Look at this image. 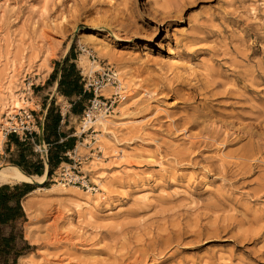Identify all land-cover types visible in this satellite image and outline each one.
<instances>
[{"label":"rangeland","instance_id":"obj_1","mask_svg":"<svg viewBox=\"0 0 264 264\" xmlns=\"http://www.w3.org/2000/svg\"><path fill=\"white\" fill-rule=\"evenodd\" d=\"M71 45L80 74L90 73L85 54L138 82L124 95L132 93L128 119L140 121L105 135L99 154L89 136L76 148L90 156L84 171H107L104 198L100 188L46 190L61 182L52 168L23 200L16 249H24L8 264H264V0H0V61L23 64L15 91L29 102L11 124L23 111L39 120L51 98L67 114L55 82H44ZM69 116L72 134L79 120ZM6 127L0 166L18 154ZM34 133L32 149L45 159Z\"/></svg>","mask_w":264,"mask_h":264},{"label":"trees","instance_id":"obj_2","mask_svg":"<svg viewBox=\"0 0 264 264\" xmlns=\"http://www.w3.org/2000/svg\"><path fill=\"white\" fill-rule=\"evenodd\" d=\"M73 46H70L68 53L62 60L53 61V69L45 81V86L58 83L57 92L64 96L69 103L70 111L74 115H80L83 110V103L90 100L91 93L83 90V82L81 74L74 63ZM37 89H42L43 86H36ZM73 97H80L79 100ZM42 110H46L43 115V142L47 147V166L49 167L48 175H51L52 168L58 166L61 162H65L66 157L63 156L66 149L70 147L74 141L73 137L64 138V134L59 131L62 116L59 113L58 107L55 105V100L51 99L47 106L46 102L42 104ZM42 112V111H41ZM8 140L14 144L18 151L17 157L11 162L17 165L26 174H42L45 167L41 158L32 149V144L29 140L21 141L16 134H8ZM36 156L37 158H33ZM37 188V184L27 182H19L16 184H0V225L14 223L17 219L26 217L22 208V200H24L33 189ZM23 236L20 231H15L13 225L8 235H3L0 230V264H8L15 262L21 255L24 248L18 247L17 241Z\"/></svg>","mask_w":264,"mask_h":264},{"label":"bare ground","instance_id":"obj_3","mask_svg":"<svg viewBox=\"0 0 264 264\" xmlns=\"http://www.w3.org/2000/svg\"><path fill=\"white\" fill-rule=\"evenodd\" d=\"M88 39L91 40H95L94 36H87ZM47 51H49L47 49ZM98 52V56L105 58V59H110V55L108 54V52H103L101 49H97ZM44 57L42 59V61H45ZM80 62L83 66H89V72L92 73L94 71H96V69L101 68L100 65H98L97 60L91 61L89 60L85 54L81 55L80 58ZM97 62V63H96ZM0 66H2V72H5V79H6V85L2 84V77H1V72H0V115L2 113H5L6 117L5 118H1L0 117V125L2 123V126H8L9 125V117L10 115L17 113L20 109H24L26 107V105L29 103L28 101H26L22 95V93H17L15 91V87L19 84L22 83V65L21 62H17L14 59H6L5 62L1 63L0 61ZM25 67V66H24ZM175 68H178V66L174 65ZM26 68V67H25ZM31 67L30 65L27 67L26 71L29 72ZM49 66H47V69L45 71V74L48 72L49 70ZM44 74V75H45ZM116 78L119 81V88L123 89V92L125 93L126 88L132 89L133 92L135 91V88L138 87V82L137 81H133L132 78L129 77L128 72L123 71L122 69L118 68V70L116 71ZM57 83L55 82V87H56ZM105 88H112L109 87L108 85L105 86ZM149 93V90L144 91V94L147 95ZM103 94V93H102ZM132 93L125 95L124 100H122L121 102H119V104L115 107L116 111H119L120 114L116 115L115 113L112 114H103V113H98L97 114V118L94 122V124L97 126V131L99 132L95 138L96 141L93 143H96L99 146V149L101 151H105L106 149H108V144L105 143L103 141V137H106L105 135L109 134V136L114 137V139L116 138V133L119 131L120 128H124V129H131L132 127H136V122H139V119H135V118H131L128 119V113L125 112L126 111V97H130ZM158 110V108H157ZM8 117V118H7ZM112 128H115V130L113 131ZM2 133L0 131V143L2 141ZM107 138V137H106ZM117 145V144H116ZM118 149H114L113 152L116 153L117 152V156L118 157H123L126 158V154H125V150L124 148H122L121 146L117 145ZM116 151V152H115ZM105 153V152H104ZM110 155H107L106 153L104 154V156L101 155H97L95 156V159H93L92 161H90V163H92L93 161H101L103 160L102 158L105 157H109ZM145 158L147 160H152V156L151 154H145ZM127 163H129V161H127ZM45 170L43 171L42 174H32V175H28L26 174L21 168H19L17 165H13V164H5L0 166V184H16L19 182H27V183H33V182H37L39 184H43L48 180V167L47 165L45 166ZM102 167H98V168H92V169H88L90 172H94V176L92 178V182H94L96 185L99 186L100 188V197L104 198V195L106 193V187H105V178H106V173L107 171L105 169H100ZM125 168H127L128 170H131V167L125 166ZM99 169V170H98ZM88 171V173H89ZM69 186L78 189L79 187L75 186V185H70ZM51 188H57L60 191H65L68 188V184L66 183H54L52 186H50V188H47L46 190H50ZM37 190V189H35ZM34 190V191H35ZM33 191V192H34ZM85 191V190H84ZM32 194V192L30 193ZM29 194V195H30ZM144 199H148V197L143 196ZM86 204H88L86 202ZM76 207L78 209H81V205L77 204ZM23 209L25 211V213L28 212V206L25 205V202L23 204ZM223 230H226V226L222 227ZM213 229H215V231H218L219 228L214 227Z\"/></svg>","mask_w":264,"mask_h":264},{"label":"built area","instance_id":"obj_4","mask_svg":"<svg viewBox=\"0 0 264 264\" xmlns=\"http://www.w3.org/2000/svg\"><path fill=\"white\" fill-rule=\"evenodd\" d=\"M93 61L95 62V60ZM115 73V69L108 66H101V68L92 73H81L83 90L91 93L92 96L88 102V106L82 110L81 115H75L79 120L78 127L70 135L75 137L77 142L72 148L66 149L63 156L66 157L67 160L56 166V175L53 179L59 180L65 184L75 185L86 191L99 190V186L90 180L88 173L84 171L83 166H81L83 160L88 159L90 156L83 158V155L81 156L77 153L76 148L78 147V144H82L81 139L83 138V135L87 137L89 136L90 140H96L95 136L98 134V131L94 127V122L97 118V114L100 112L103 114L114 112L118 103L124 100L125 95L123 89L119 88V81L117 80ZM106 85L115 88L113 93L108 97L104 96L101 92ZM61 116L63 120H67V118L68 120L70 119L68 112L67 114L65 112L61 113ZM14 118L16 120L4 129V135L16 134L21 141H34V132L43 136V116L38 117L39 120H36V117L32 112L23 111L17 116L14 115ZM42 148L45 152V159L42 160L46 162L48 150L44 142ZM97 152L99 154V148Z\"/></svg>","mask_w":264,"mask_h":264},{"label":"crops","instance_id":"obj_5","mask_svg":"<svg viewBox=\"0 0 264 264\" xmlns=\"http://www.w3.org/2000/svg\"><path fill=\"white\" fill-rule=\"evenodd\" d=\"M74 61V63H75V60H73ZM76 65V64H75ZM52 66H53V63H52ZM52 69H53V67H52ZM52 71V70H51ZM51 71H48L47 72V75H46V79L48 78V76H49V74H50V72ZM46 81V80H45ZM45 83V82H44ZM56 83H57V80H56ZM44 86H45V84H44ZM43 86V87H44ZM57 86H58V83H57V85H56V89H57ZM56 93H58V92H56ZM63 99L65 98L64 96H61ZM51 99H53V98H51ZM50 99V100H51ZM73 99H76V100H79L80 99V97H73ZM65 100H67L66 98H65ZM47 101V100H46ZM68 101V100H67ZM51 102V101H50ZM50 102L49 103H47V106L50 104ZM68 103H69V101H68ZM43 104V103H42ZM84 104V103H83ZM70 106H71V104L69 103V108L68 107H66L65 109H66V111L70 114V115H74L73 113H71V111H70ZM59 110V109H58ZM42 111V113H41V115H44L45 113H46V110H41ZM59 113H60V115H61V111L59 110ZM68 125L66 124V122H65V120H63V118H62V120H61V125H60V128H59V131L61 132V133H63L65 136H64V138L63 139H65V138H67V137H73L72 135H70V133L69 132H67L66 131V129L68 128L67 127ZM74 138V141H73V143H72V145L70 146V147H72L74 144H76V138L75 137H73ZM39 140L41 141V140H43V136H39ZM44 141V140H43ZM35 189H33V191H34ZM33 191H32V193H33ZM30 194V193H29ZM29 194H28V196H29ZM23 204H24V201L22 200V208H23ZM23 212H24V215H26V213H25V211H24V209H23ZM21 221H23V219L22 218H19V219H17L14 223H9V224H1L0 225V230H1V232L3 233V235H8L9 233H10V231H11V229H12V227H13V225H15V231H16V226H17V224L18 223H20Z\"/></svg>","mask_w":264,"mask_h":264},{"label":"water","instance_id":"obj_6","mask_svg":"<svg viewBox=\"0 0 264 264\" xmlns=\"http://www.w3.org/2000/svg\"><path fill=\"white\" fill-rule=\"evenodd\" d=\"M34 184H37V185H40L39 183H37V182H33ZM33 183H30V184H33Z\"/></svg>","mask_w":264,"mask_h":264}]
</instances>
